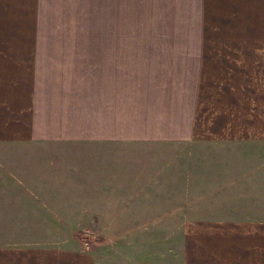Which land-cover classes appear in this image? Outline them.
<instances>
[{
  "label": "crops",
  "instance_id": "obj_1",
  "mask_svg": "<svg viewBox=\"0 0 264 264\" xmlns=\"http://www.w3.org/2000/svg\"><path fill=\"white\" fill-rule=\"evenodd\" d=\"M65 5L0 0V264H107L9 225L90 219L108 187L141 198L133 219L178 222L138 228L148 239L114 261L264 264V0H196L177 84L152 83L150 40H42L46 10L68 26Z\"/></svg>",
  "mask_w": 264,
  "mask_h": 264
},
{
  "label": "rangeland",
  "instance_id": "obj_2",
  "mask_svg": "<svg viewBox=\"0 0 264 264\" xmlns=\"http://www.w3.org/2000/svg\"><path fill=\"white\" fill-rule=\"evenodd\" d=\"M47 1L51 8L56 2ZM64 4L68 26L56 23L54 9L46 10L42 40H150L151 47L155 48L151 59L157 66L152 83H179L178 63H181L182 57L178 54L177 43L180 40H196V0H64ZM129 76L125 75L124 78L129 79ZM146 78L143 77L142 83H146ZM127 151L124 150L123 159L129 161L131 157L126 156ZM146 158L138 157L137 161L139 164L145 163ZM125 177L124 173V177H121L123 184H126ZM258 181L264 188V172L259 174ZM114 185L111 183V186ZM261 188L258 189V196L263 202L264 189ZM130 192L129 189L116 190L113 187L105 189L109 204L104 209L102 207L101 212L95 209L97 206L91 208L86 215L90 219L78 220V215L66 213L63 215L66 219L62 220L12 221L9 226L35 229L42 234L41 237H27V241L62 242L79 249H90L106 258L107 264H123L114 261L115 257L129 255L126 251L133 240L148 239L130 236L138 228L173 229L178 225L177 221H166L156 226L153 221L133 219L136 216L143 218L144 209L147 208L139 204L140 197H130ZM115 193H122L123 196L115 198ZM116 200L118 204H114ZM63 211L71 212L69 208ZM121 211L119 219H114Z\"/></svg>",
  "mask_w": 264,
  "mask_h": 264
}]
</instances>
